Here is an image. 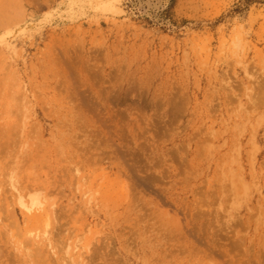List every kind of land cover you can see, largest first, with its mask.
I'll use <instances>...</instances> for the list:
<instances>
[{"label": "rangeland", "instance_id": "374dc122", "mask_svg": "<svg viewBox=\"0 0 264 264\" xmlns=\"http://www.w3.org/2000/svg\"><path fill=\"white\" fill-rule=\"evenodd\" d=\"M0 264H264V0H0Z\"/></svg>", "mask_w": 264, "mask_h": 264}, {"label": "bare ground", "instance_id": "6f19581e", "mask_svg": "<svg viewBox=\"0 0 264 264\" xmlns=\"http://www.w3.org/2000/svg\"><path fill=\"white\" fill-rule=\"evenodd\" d=\"M152 178V177H151ZM13 185V184H12ZM11 187V186H10ZM12 189V188H11ZM18 192V191H17ZM17 192H15L16 193V195H17ZM15 193H12V194H14V196H15ZM24 195V194H23ZM22 197V196H21ZM15 198H16V196H15ZM34 199V198H33ZM32 199V200H33ZM24 200V199H23ZM20 201H21V199H20ZM24 202V201H23ZM33 205V204H32ZM20 206V205H19ZM30 207V206H29ZM12 210V209H11ZM45 234V233H44ZM30 235V234H29ZM46 235V234H45ZM48 235V234H47ZM47 240H48V238H47ZM34 244V243H33ZM37 252V251H36Z\"/></svg>", "mask_w": 264, "mask_h": 264}]
</instances>
